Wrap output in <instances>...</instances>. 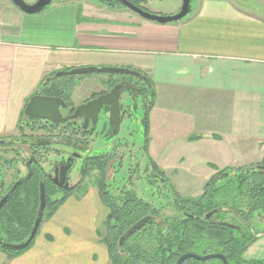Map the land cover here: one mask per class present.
<instances>
[{"label":"crops","instance_id":"obj_1","mask_svg":"<svg viewBox=\"0 0 264 264\" xmlns=\"http://www.w3.org/2000/svg\"><path fill=\"white\" fill-rule=\"evenodd\" d=\"M78 68L127 69L150 81L148 156L182 197H196L219 171L264 159V10L245 0H192L183 20L165 25L86 2L26 15L0 0V138L17 135L44 84ZM107 215L96 188L71 195L27 251L10 261L0 252V264H109L97 236Z\"/></svg>","mask_w":264,"mask_h":264},{"label":"trees","instance_id":"obj_2","mask_svg":"<svg viewBox=\"0 0 264 264\" xmlns=\"http://www.w3.org/2000/svg\"><path fill=\"white\" fill-rule=\"evenodd\" d=\"M130 1L140 7L137 2L144 0ZM105 5L122 7L116 0L106 2ZM67 78H57L52 83L44 84L35 95L58 98L63 96L71 102L74 84L72 78ZM134 80L139 83L140 95L147 97L142 119L144 144L141 152L146 162V180L153 188L156 200L153 203L146 202L126 188L121 189L118 195L110 192L106 182L108 161L105 158L87 159L82 174L83 177H88L93 171L99 173L95 187L108 215L97 236L107 249L109 264H176L186 254L201 257L221 254L228 264H264L261 260L244 259V254L257 241L252 234L251 221L256 215L260 217L264 214V159L258 163L219 171L205 184L199 196L182 197L148 156L149 112L154 106L156 94L153 90L149 91L140 80ZM26 119L22 113L17 129L21 137L25 136L24 130L37 133L45 128L56 127L42 124L40 127V123L29 124ZM61 130L67 139L83 137V134L80 135L77 130L67 125ZM197 139L199 137L196 136L188 138L189 141ZM19 152L17 149L13 153V159L6 164L13 166L18 159L27 162ZM43 160L45 159L38 160L37 167L27 162V171L31 170V177L17 187L12 197L0 209V237L7 243H20L31 231L39 207L41 175L46 172L40 164H43ZM17 175L13 180L23 178L19 169ZM14 184L11 183V188ZM84 191L80 184L61 191L49 179H45L46 206L42 223L50 219L68 197L81 195ZM58 194L61 197H57ZM4 196L5 190L0 191V200ZM166 210L170 211L168 215L165 214ZM213 211L217 213L209 220L205 219V215ZM143 219L148 220L119 247L120 238ZM33 241L23 251L0 249V252L10 261L27 251ZM183 264L222 262L216 259L206 262L188 259Z\"/></svg>","mask_w":264,"mask_h":264},{"label":"water","instance_id":"obj_3","mask_svg":"<svg viewBox=\"0 0 264 264\" xmlns=\"http://www.w3.org/2000/svg\"><path fill=\"white\" fill-rule=\"evenodd\" d=\"M13 6H15L19 11L26 15H38L42 13L46 7L51 5L54 1L57 0H39L35 4H27L24 0H9ZM122 7L128 9L134 14L138 15L140 18L155 22L161 25L176 23L183 20L190 12L192 0H182V6L179 12L171 16H160L143 10L140 7H137L129 0H116ZM93 74H107V75H122L130 76L135 79L140 80L143 84L148 87L149 91H152V85L150 81L143 75L138 72H134L127 69H117V68H78L70 71L58 72L55 77H77V76H87ZM120 85L114 87V89L107 95L101 96L93 101L88 102L87 104L77 107L72 115L62 117L60 114V108H64V102L61 98L50 97L46 95H34L32 96L25 108L23 110L24 116L28 119H34L39 121H45L52 125H64L68 122H76L77 120L83 121V130H87L89 123L93 126L98 123V115L101 111V107L104 104L110 106L109 116L114 122L115 130H119L121 123V114H120V99L122 93L120 92ZM147 106V97L142 98V107L145 111ZM44 146L46 145L42 139H28V138H15L8 137L0 139L1 146ZM75 165V160H69L67 164L61 169V178L58 181L57 185L60 189L66 191L70 187L68 185L69 174ZM56 174V171H55ZM31 177V172L28 171L26 176L20 178L9 192L0 200V209L7 203V201L12 197L13 193L19 185L27 181ZM45 179H50L51 182L55 183L51 176L46 172H43L41 175L40 185H39V207L36 218L34 220L33 226L31 228L28 236L20 243H7L0 237V249L6 251H23L29 247L31 242L35 239L39 227L43 220L44 210L46 206V194H45ZM217 211H213L205 215V219L209 220L213 214ZM148 219H143L134 225L130 230H128L119 240V247H122L123 241L128 238L134 231L139 229ZM227 227L233 228L232 226L225 225ZM193 259L198 262H206L212 259L220 260L222 264H228L225 257L221 254H213L207 256H196L192 254H186L181 256L176 264H183L186 260Z\"/></svg>","mask_w":264,"mask_h":264},{"label":"flooded vegetation","instance_id":"obj_4","mask_svg":"<svg viewBox=\"0 0 264 264\" xmlns=\"http://www.w3.org/2000/svg\"><path fill=\"white\" fill-rule=\"evenodd\" d=\"M39 0H35L32 4L37 3ZM61 1H71V0H57L54 1L51 5L45 8L47 10L50 6L57 2ZM97 4H92V5H97V6H106V2H111L112 0H92ZM130 1V0H129ZM88 3V2H86ZM91 4V3H89ZM31 5V4H30ZM142 7L143 10L148 11V9L143 8V6L140 5V8ZM44 10V11H45ZM79 80H74L75 77H68L67 79L73 80V90L76 87H79L81 84V81L84 80V76H78ZM65 78V77H63ZM83 78V80H82ZM135 78L130 77V76H120V77H115L114 75H109V78L106 80H97L98 84H100L102 90L99 92H95L93 94H89L88 97L84 98L80 103H73L72 101V95H71V102L67 100L66 97H59L63 100L64 102V108H60V114L62 117H66L69 115H72L74 110L84 104H87L90 101H93L101 96L107 95L110 93L115 86L120 85V92L123 94H126L128 96L127 98V103L126 104H121L120 100V114H121V122L123 120L127 121H132V112L136 110V104L138 101L141 99V106H142V98L140 97V90H139V83L134 80ZM73 93V91H72ZM42 95V94H39ZM140 98V99H139ZM109 111H110V106L107 104H104L101 107V111L98 115V123L97 125L93 126L91 123H89L87 130H83V121L82 120H77L76 122H68L64 125H52L48 122L45 121H39V120H34V119H26L29 120V124H36L40 123V127L42 125H45L47 127L49 126H56L55 128L50 127L49 129L45 128L44 131H38L37 133H32L30 132L29 135L25 134L24 137L18 136L15 138H28V139H42L43 142L46 144L44 146H17V145H11V146H1L0 147V162L2 164L0 165V191L5 190V195L6 193L10 190L11 188V183H16L18 180H13L17 175L18 169L21 170V167L23 170H25V173L23 174L22 177L26 176L28 171L31 172V170L27 171V162L30 164L33 163L34 165H39V159H49L51 161V167L49 171H46L48 175L51 176V179L55 182L53 185L61 191H64L60 189L57 185L58 181L61 178V169L67 164L69 160L74 159L75 162L76 160H82L83 164L78 170V173L80 175L83 174L84 172V164L87 161V159H92V158H105L108 161L107 164V172H106V178L108 177V170H112L113 167H119L123 155L118 154V148L120 146L125 145V143L122 142H117V134L118 131L115 130V125L112 119L109 116ZM107 115L108 119L107 122H101V127H99V122H100V116ZM42 124V125H41ZM69 126L71 129L77 130L80 135L83 134V137H75V138H66L64 135H62L63 128L64 126ZM100 128V129H99ZM109 130V132H107ZM105 136L104 138L109 140L112 138V144L108 148L109 150L103 151L100 154H94L92 155L90 153V149L92 146V143L94 142V139L99 138V136ZM2 139V138H0ZM110 141V142H111ZM108 144V143H107ZM19 148H27L28 150V158L27 162H22L21 160H17L16 163H14L13 166H10L9 164H6L9 160L12 159H4L6 156L13 155L15 151ZM21 153V152H19ZM21 164V165H20ZM41 167L46 170L42 163ZM20 165V166H18ZM56 171V174H55ZM72 171V170H71ZM116 171V170H115ZM71 173V172H70ZM20 177V176H19ZM19 179V178H18ZM108 179V178H107ZM50 180V179H49ZM69 180H70V174H69V179H68V185H69ZM51 181V180H50ZM72 187H70L71 189ZM260 217H264V214ZM252 224V223H251ZM252 234L254 237L258 240L264 237V230H261V232H257L256 228L252 225ZM256 243V242H255ZM254 243V244H255ZM253 244V245H254Z\"/></svg>","mask_w":264,"mask_h":264},{"label":"rangeland","instance_id":"obj_5","mask_svg":"<svg viewBox=\"0 0 264 264\" xmlns=\"http://www.w3.org/2000/svg\"><path fill=\"white\" fill-rule=\"evenodd\" d=\"M34 1L35 0H24V2L27 4H32ZM71 1L77 3L88 2L91 4H97L92 0H71ZM245 1H246V5H248L252 9L260 10V12L264 10V0H245ZM137 3L143 6V8L148 9V11H150L153 6L156 8H162L164 10L172 9V8L178 9V7L180 10L182 6V0H144V1H138ZM119 8L128 10L124 7H119ZM260 15H262V13H260ZM87 76H84L83 78L92 77V78H97L99 80H106L109 78V75L107 74H93ZM114 76L120 77L121 75H114ZM74 80L76 81L79 80V77L78 76L75 77ZM84 84H85L84 87L85 89L74 88L73 99L74 102H76V104L80 103L84 99L83 97H85V94L88 97L89 94H93L95 92H99L102 90L98 82L96 83L90 82ZM140 97L142 96L140 95ZM127 98L128 96L126 94H123L120 99L121 104H126ZM143 112L144 109L141 106V99H140V101H138L136 104V110L132 112V121L129 122L127 120H123L120 123L117 134V142L125 143V145L120 146L118 148V154L123 155V159L119 167H116L118 166L116 165L115 167H113L112 170H108V177H107L108 179L106 182L109 185V191L112 192L114 195H118L121 189L126 188L127 190L135 193L139 198L143 199L144 201L153 203L154 200H156V198L153 196V188H151V186L148 184L146 180V172H145L146 162L141 152V147L144 144L143 125H142ZM107 119H108L107 115L100 116L99 127H101L100 126L101 122L102 121L107 122ZM24 131H26L25 134L27 135L30 134L29 131L27 130ZM107 132H109V130H107ZM18 136L19 135L17 133L15 137ZM104 137L105 136L100 135L99 138L94 139V142L92 143L90 149V153L92 155L100 154L103 151L109 150L108 148H110L109 146L112 144L111 141L112 138L107 140ZM19 151L21 152L22 158L26 160L28 158L27 148H23V149L19 148ZM12 158L13 155L9 154L4 159H12ZM19 160L22 161V159ZM2 162H0V165L2 164ZM82 164H83L82 160H76L75 165L73 166L72 171L70 173L69 187L74 188L76 185L80 184L81 188H84L85 190L90 187L96 188L95 183H96V179L99 178V173L97 171H93L88 177H83L82 175H80V173H78V170ZM42 165L46 169L45 171H49L50 167L52 166L51 161L49 159L43 160ZM20 171L22 172V174L25 173V170H23L22 167ZM201 193L202 191L199 194H197V196H199ZM57 197H61V195L58 194ZM169 213H170L169 210L165 211V214L168 215ZM251 223L256 228L257 232H261V230H264V217H259L258 215H256L251 221ZM244 259L261 260L264 262V237L258 239L256 243L248 249V251L244 254Z\"/></svg>","mask_w":264,"mask_h":264}]
</instances>
